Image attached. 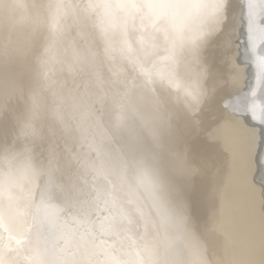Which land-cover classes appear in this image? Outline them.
Here are the masks:
<instances>
[{
	"label": "clouds",
	"instance_id": "obj_1",
	"mask_svg": "<svg viewBox=\"0 0 264 264\" xmlns=\"http://www.w3.org/2000/svg\"><path fill=\"white\" fill-rule=\"evenodd\" d=\"M239 3L0 0V264H264L237 120L206 117L260 62L256 40L237 64L234 41L264 0ZM258 94L256 71V114Z\"/></svg>",
	"mask_w": 264,
	"mask_h": 264
},
{
	"label": "bare ground",
	"instance_id": "obj_2",
	"mask_svg": "<svg viewBox=\"0 0 264 264\" xmlns=\"http://www.w3.org/2000/svg\"><path fill=\"white\" fill-rule=\"evenodd\" d=\"M231 10L232 12H238L241 18H243L246 11L239 3V0H233ZM234 43L236 45L234 48L236 62L244 65L247 63L245 59L247 31L246 21L243 19ZM211 56L214 66L223 70V66L219 64V50H213ZM255 74V68L249 64L246 70L244 87L238 90H224L219 93L206 117L209 123H215L212 119L213 116L221 111H228L236 118L239 129L247 133L246 138L235 154L232 151V160L237 177L245 192L253 196L257 202H264V124H261L258 120H253L250 113L238 110L236 105L237 97L247 90V84L255 79ZM260 95L262 94H258V96ZM196 143L210 152H215L218 156L223 155L218 145H209L201 137H197ZM261 206L264 207V204Z\"/></svg>",
	"mask_w": 264,
	"mask_h": 264
},
{
	"label": "snow or ice",
	"instance_id": "obj_3",
	"mask_svg": "<svg viewBox=\"0 0 264 264\" xmlns=\"http://www.w3.org/2000/svg\"><path fill=\"white\" fill-rule=\"evenodd\" d=\"M256 40L260 42L259 47L256 48V51L259 54L260 61L257 65L256 71L259 76H264V23L261 24V28L258 31L250 27V35L247 41V47L245 49V56L248 59L252 58L251 53L249 52V47L251 46V43ZM260 104L261 110L259 114H256L254 106L248 102L247 97L244 95V93L241 96H238L236 99L238 110L250 113L252 118H257L259 119L261 124H264V95L261 96ZM225 107H227V105H225ZM246 136L247 133L243 132L240 129L233 134L231 147L234 154L238 150L240 144L243 142Z\"/></svg>",
	"mask_w": 264,
	"mask_h": 264
}]
</instances>
